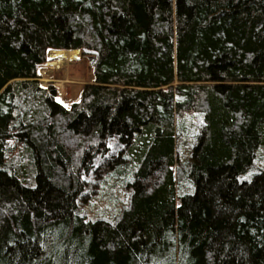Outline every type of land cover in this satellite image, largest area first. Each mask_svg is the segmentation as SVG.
Returning <instances> with one entry per match:
<instances>
[{"label":"trees","instance_id":"16d2710c","mask_svg":"<svg viewBox=\"0 0 264 264\" xmlns=\"http://www.w3.org/2000/svg\"><path fill=\"white\" fill-rule=\"evenodd\" d=\"M0 264H264V0H0Z\"/></svg>","mask_w":264,"mask_h":264},{"label":"rangeland","instance_id":"374dc122","mask_svg":"<svg viewBox=\"0 0 264 264\" xmlns=\"http://www.w3.org/2000/svg\"><path fill=\"white\" fill-rule=\"evenodd\" d=\"M52 52H54V50L49 51L47 61L40 69V81L45 87L53 84L58 89L59 100L64 101V99H66V103H69L77 98L78 93L81 92V89L85 84L93 80L90 69V61L88 58L82 57L81 53H79L78 59H75L70 63L64 61V63L61 64V67L57 68L51 63L55 62V60L51 59L50 56V53ZM118 193L121 199L125 197L121 191ZM110 194L106 193L104 190L99 196V199H96L97 201H93L92 206H94V208L92 207V209L97 212L98 209L102 210L104 207H107L111 201V197L113 195L116 196L117 192L115 190L113 194Z\"/></svg>","mask_w":264,"mask_h":264},{"label":"bare ground","instance_id":"6f19581e","mask_svg":"<svg viewBox=\"0 0 264 264\" xmlns=\"http://www.w3.org/2000/svg\"><path fill=\"white\" fill-rule=\"evenodd\" d=\"M78 54L79 51H54L50 53V56L51 59L55 60V62L51 63L54 64L57 68H60L61 64H63L64 61L70 63L71 61L78 59Z\"/></svg>","mask_w":264,"mask_h":264},{"label":"crops","instance_id":"0c3cea01","mask_svg":"<svg viewBox=\"0 0 264 264\" xmlns=\"http://www.w3.org/2000/svg\"><path fill=\"white\" fill-rule=\"evenodd\" d=\"M79 96H80V92L78 93V96H77V98H75V100H72L71 102H69L70 104L72 103V102H74V101H76V100H78V98H79ZM62 98V97H61ZM63 100V99H62ZM64 105H66V106H69L70 104L69 103H66L67 102V100L66 99H64V101H61Z\"/></svg>","mask_w":264,"mask_h":264},{"label":"water","instance_id":"95a60500","mask_svg":"<svg viewBox=\"0 0 264 264\" xmlns=\"http://www.w3.org/2000/svg\"><path fill=\"white\" fill-rule=\"evenodd\" d=\"M79 51V53H80V50H78ZM78 57H79V55H78Z\"/></svg>","mask_w":264,"mask_h":264}]
</instances>
